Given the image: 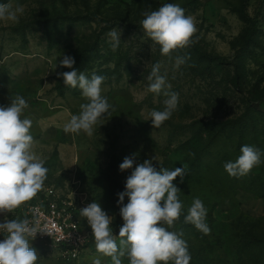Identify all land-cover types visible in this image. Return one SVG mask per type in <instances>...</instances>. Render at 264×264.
I'll return each mask as SVG.
<instances>
[{"label": "rangeland", "instance_id": "374dc122", "mask_svg": "<svg viewBox=\"0 0 264 264\" xmlns=\"http://www.w3.org/2000/svg\"><path fill=\"white\" fill-rule=\"evenodd\" d=\"M167 3L183 8L197 29L193 42L170 56L161 54L160 45L140 23L146 10ZM1 4L24 8L18 23L0 20V105H10L17 95L28 104L21 119L32 121L31 152L48 169L37 194L54 186L60 194H73L76 201L99 203L112 218L110 227L120 249L123 220L117 194L125 190L133 170H120L124 158L134 159L133 168L145 160H152L157 171L184 166L183 181L180 177L173 181L180 189V218L171 228L161 226L183 232L194 264H264L263 242L243 246L253 235L264 238V0H247V21L233 10L239 0H6ZM113 29L120 31L115 51L108 36ZM193 45L212 57H224L225 62L201 59ZM83 49L90 50L82 59L88 73L106 78L101 95L111 105L93 125L91 135L83 130L65 133L71 116L79 115L81 104L89 101L79 88L67 89L63 95L55 88L63 68L60 60L65 55L76 59ZM177 57L185 58L179 67ZM157 63L159 74L166 77L159 94L148 91V77ZM164 91L178 93V105L170 119L154 128L150 113L164 110L168 99ZM245 144L261 151V163L245 176H230L224 164L235 162ZM196 198L207 209L208 235L184 220ZM29 202L0 214V222L19 214ZM32 248L37 251L36 264H92L95 258L112 264L111 257L96 250L94 237L78 259ZM124 250L121 264H130Z\"/></svg>", "mask_w": 264, "mask_h": 264}, {"label": "clouds", "instance_id": "9594fccd", "mask_svg": "<svg viewBox=\"0 0 264 264\" xmlns=\"http://www.w3.org/2000/svg\"><path fill=\"white\" fill-rule=\"evenodd\" d=\"M23 6L15 9L10 4H0V20L19 22ZM140 22L146 35L160 45L162 55L170 56L172 51L184 48L193 41L196 26L191 16H185L184 9L178 4L167 3L158 10H146ZM111 48L115 51L120 45V31L108 33ZM176 66L185 63V58L177 57ZM75 59L63 56L59 66L72 69L57 73L64 84L70 88H79L83 97L89 101L81 104V113L71 116L64 126L65 133H77L83 130L91 135L93 125L105 114L111 105L101 95L104 76L93 74L89 79L85 73H78L73 67ZM160 65H153L148 80L151 82L148 91L159 94L165 88L166 77L159 74ZM170 87V85H168ZM168 97L164 101L163 111L153 110L150 113L154 128H159L170 119L178 105V93L164 91ZM28 107L26 100L17 95L10 105H0V214L14 211L27 201L33 199L42 190L47 178L48 169L44 162L31 152L33 137L30 134L31 119H21V114ZM241 155L235 162L224 164L225 171L233 177H242L251 172L254 166L261 163V151L247 144L241 146ZM134 159L125 157L119 165L121 171L133 169L125 182V190L118 193L117 204L123 225L119 229L120 249L113 235L112 218L102 210L97 202L89 203L80 209V215L87 219L92 229L96 250L111 257L112 264H121L120 257L125 255V248L130 264H190L191 255L184 239L183 232L168 231L162 223L171 228L180 218L182 203L178 198L180 189L173 181L186 174L185 167L157 171L152 160H145L134 168ZM125 197L128 202L125 204ZM163 201V204L161 203ZM207 209L201 199H194L185 223H190L203 234H210V227L205 222ZM39 220L30 222L28 218L8 219L5 216L0 222V231L7 233L0 241V264H36L37 251L30 247L29 238L34 240L37 233H46L39 228ZM118 253V254H117ZM92 264H101L95 258Z\"/></svg>", "mask_w": 264, "mask_h": 264}, {"label": "built area", "instance_id": "2783aa9c", "mask_svg": "<svg viewBox=\"0 0 264 264\" xmlns=\"http://www.w3.org/2000/svg\"><path fill=\"white\" fill-rule=\"evenodd\" d=\"M74 195L60 194L54 186L44 187L41 194L30 200L19 214L11 219H38L39 228L46 233H37L29 244H39L47 251H58L69 259H78L88 241L93 238L87 219L80 215V209L88 205L83 199L76 201ZM7 233L0 231V241Z\"/></svg>", "mask_w": 264, "mask_h": 264}, {"label": "trees", "instance_id": "16d2710c", "mask_svg": "<svg viewBox=\"0 0 264 264\" xmlns=\"http://www.w3.org/2000/svg\"><path fill=\"white\" fill-rule=\"evenodd\" d=\"M5 1L6 0H0V4L5 2ZM233 10L239 15L241 20H243V21L248 20L249 17L247 14V0H239L238 6L234 7ZM194 50L201 59H207V60H213L214 59V60L219 61L220 63L225 62L224 57H219V56L218 57H212L211 55L201 51L196 46H194ZM89 51H90L89 49L81 50L75 59V64L73 67L77 70L78 73H80V72L85 73V75L90 79L91 76L95 73H88V71L86 70V67L82 61V59L88 54ZM61 70H62V72H67V71H71L72 69L62 68ZM57 79L58 80H57V83L55 85V88L59 94L63 95L67 89L72 90L73 92H77L78 88L73 89V88H70L69 86H66L64 84L63 78L61 76H58ZM234 83H236V81ZM249 241L250 242L248 244L243 245L245 248L254 245V243L255 244H261L262 242L264 243V238H261L260 236H257V235H253L252 239ZM34 246H36L39 249H42L44 251H47L43 246H41L39 244H34V243L30 244V247H34ZM190 264H194V263L192 261H190Z\"/></svg>", "mask_w": 264, "mask_h": 264}]
</instances>
